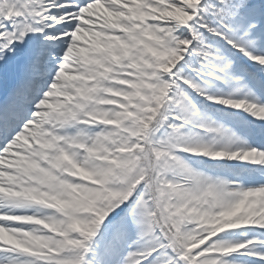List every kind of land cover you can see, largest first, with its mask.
<instances>
[{
    "label": "snow or ice",
    "instance_id": "obj_1",
    "mask_svg": "<svg viewBox=\"0 0 264 264\" xmlns=\"http://www.w3.org/2000/svg\"><path fill=\"white\" fill-rule=\"evenodd\" d=\"M0 264H264V0H0Z\"/></svg>",
    "mask_w": 264,
    "mask_h": 264
}]
</instances>
